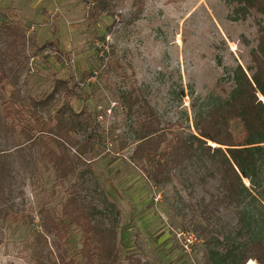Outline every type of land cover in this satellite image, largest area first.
Masks as SVG:
<instances>
[{
	"label": "rangeland",
	"instance_id": "obj_1",
	"mask_svg": "<svg viewBox=\"0 0 264 264\" xmlns=\"http://www.w3.org/2000/svg\"><path fill=\"white\" fill-rule=\"evenodd\" d=\"M94 4L0 0V25L10 23L25 33L22 51L13 59L3 54L8 39L0 36L6 79L14 81L25 100H36L56 80H65L75 90L73 112L89 118V127L73 135L76 145L69 151L72 157L79 152L76 147H84L83 162H75V174L65 180L59 181L40 159L37 141L19 154L0 157L5 166L0 208L6 211L0 213V264L69 259L79 264L80 231L68 227L59 241L53 231H42L39 210H52L60 219L71 188L83 180L79 194L97 206L103 225L115 226V264H215L218 256L211 250L221 255L224 249L202 242L204 222L184 189L175 181L157 187L148 178L149 165L132 156L135 133L148 112L165 128L159 150L171 144L169 130L176 124L193 131L194 112L224 97L228 76L237 65L249 64L257 44L256 15L239 21L235 4L226 0ZM10 92L6 86L0 95L6 98ZM57 100L56 107L61 105ZM21 141L0 131L1 149Z\"/></svg>",
	"mask_w": 264,
	"mask_h": 264
},
{
	"label": "trees",
	"instance_id": "obj_2",
	"mask_svg": "<svg viewBox=\"0 0 264 264\" xmlns=\"http://www.w3.org/2000/svg\"><path fill=\"white\" fill-rule=\"evenodd\" d=\"M84 1L101 5V0ZM226 1L235 4L233 14L239 21L252 13L256 15L257 44L250 50L249 64L237 65L232 76H228L230 86L224 97L194 112L193 131L176 124L175 130H169L171 144L161 150L165 128H160L155 113L148 112L138 123L132 156L149 165L150 169L145 171L155 186L175 181L187 192L191 207L204 222L199 228L202 242L225 251L220 255L211 250L214 257L218 256L215 264H264V0ZM0 36L8 39L3 51L6 57L13 59L21 53L25 33L20 27L1 24ZM1 62L0 93L6 86L11 87V92L6 98L0 95V131L11 140L18 136L22 141L9 149L0 148V157L5 160L11 152L19 154L26 144L37 141L40 159L54 169L59 181L74 175L75 162H83L84 147H76L79 152L69 156L76 145L73 135L89 127V118L72 110L74 88L65 80H56L36 100H25L14 81L3 75ZM57 99L61 105L56 107ZM4 167L3 163L0 203ZM75 187L61 207L60 219L52 210H39L42 231H53L61 241L67 228L74 226L82 240L79 264H115L114 224L110 223L113 228L103 225L97 206L79 194L85 187L84 180ZM1 212L6 211L0 208ZM258 233H262L261 237ZM40 236L46 243L44 235ZM61 261L78 264L72 259Z\"/></svg>",
	"mask_w": 264,
	"mask_h": 264
}]
</instances>
